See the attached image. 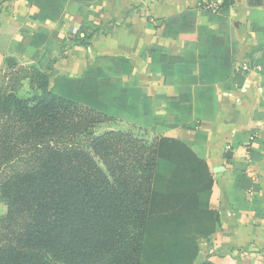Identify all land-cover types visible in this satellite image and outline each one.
<instances>
[{"label": "trees", "instance_id": "obj_1", "mask_svg": "<svg viewBox=\"0 0 264 264\" xmlns=\"http://www.w3.org/2000/svg\"><path fill=\"white\" fill-rule=\"evenodd\" d=\"M103 2L35 0L39 28L16 46L35 64L23 68L6 60L9 73L0 86V198L7 214L0 218V264H194L201 242L220 228L219 213L206 200L214 185L200 155L207 137L197 131L217 117V85L235 91L245 82L232 54L238 46L229 20L233 0H222L216 12L200 0L198 9L149 22L159 36L184 41L186 49L182 54L143 47L141 56L150 58L152 73L161 74L166 86L154 97L140 88L133 65L122 57H99L80 78L55 74L59 38L48 23L63 27L64 16L76 13L86 25L92 8ZM259 4L264 7V0ZM199 14L205 24H198ZM257 14L253 62L264 61V10ZM215 37L223 44L214 43ZM22 70L30 74L31 98L19 97L7 85L9 76ZM162 104L165 115L156 112ZM255 119L264 121V104ZM108 121L155 136L149 141L134 131L93 132ZM177 128L196 135L165 136ZM235 148L225 153L227 160ZM250 153L253 161L262 158ZM160 163L172 169L170 176L158 174ZM247 170V164H234L230 175L238 214ZM252 210L261 215L259 208Z\"/></svg>", "mask_w": 264, "mask_h": 264}, {"label": "crops", "instance_id": "obj_2", "mask_svg": "<svg viewBox=\"0 0 264 264\" xmlns=\"http://www.w3.org/2000/svg\"><path fill=\"white\" fill-rule=\"evenodd\" d=\"M34 1L0 0V86L9 73L7 59H13L22 67L35 64L16 49L25 34L39 28ZM252 1L253 5L250 0H233L229 16L238 44L232 51L234 66L237 73L245 76L244 85L235 91H225L217 85V117L215 121L201 123L197 131L207 137L200 155L209 165L214 185L206 200L209 207L219 213L220 228L210 241L201 244L194 264H264V121L255 119L256 110L264 104V61L253 62L249 58L259 45V37L252 31L253 17L258 18L257 13L264 7L259 0ZM199 6L200 0H104L101 8H92L94 14L86 25L79 14L67 13L63 27L48 23L59 38L53 54L55 74L80 78L97 58L122 57L133 65L140 88L154 97L157 90L166 88L164 78L152 73L151 60L143 58L141 50L145 46H157L183 54L186 49L184 41L159 36L149 28V22ZM197 22L202 25L206 20L199 14ZM83 37L89 39L84 44L75 43ZM213 42L223 44L221 37H215ZM245 67L248 72L244 71ZM54 80L55 77L51 85ZM156 112L165 115V105L159 106ZM122 123L131 128L128 123ZM186 134L196 135V132L177 128L169 130L165 136L181 139ZM233 146L236 148L232 151V159L227 160L225 153L231 152ZM250 150L262 154V158L251 160ZM234 164L248 165L242 201L238 204L239 214L230 199V175ZM253 208H259L261 215Z\"/></svg>", "mask_w": 264, "mask_h": 264}, {"label": "rangeland", "instance_id": "obj_3", "mask_svg": "<svg viewBox=\"0 0 264 264\" xmlns=\"http://www.w3.org/2000/svg\"><path fill=\"white\" fill-rule=\"evenodd\" d=\"M23 68H28V67H23ZM29 75H30L29 72H27L26 70H22L21 73L18 75L9 76L8 80H6L9 90H13L21 98H31L35 94V92L32 91L31 87L29 86V80H28ZM110 130L123 131V132H127V131L133 132L134 131L135 133L134 132L133 133L135 135H137L138 137L147 139L149 141H151L153 137L155 136L154 134H151L149 132L141 133V132L135 131L132 128H128L122 122L114 123L112 121L104 122L102 124L97 125L93 129V132L98 135V134H103L105 132H108ZM171 171L172 169L164 163H160L157 169L158 174L164 177L170 176ZM6 214H7V206L4 203V201L0 198V218L4 217ZM206 241L207 240H203L201 244L205 243Z\"/></svg>", "mask_w": 264, "mask_h": 264}, {"label": "built area", "instance_id": "obj_4", "mask_svg": "<svg viewBox=\"0 0 264 264\" xmlns=\"http://www.w3.org/2000/svg\"><path fill=\"white\" fill-rule=\"evenodd\" d=\"M222 0H204L205 8L216 12L221 5ZM244 71L248 72V68H244Z\"/></svg>", "mask_w": 264, "mask_h": 264}]
</instances>
